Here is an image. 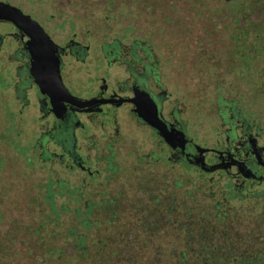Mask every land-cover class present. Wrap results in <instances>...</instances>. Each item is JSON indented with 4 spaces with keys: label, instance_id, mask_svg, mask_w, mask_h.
I'll return each mask as SVG.
<instances>
[{
    "label": "rangeland",
    "instance_id": "1",
    "mask_svg": "<svg viewBox=\"0 0 264 264\" xmlns=\"http://www.w3.org/2000/svg\"><path fill=\"white\" fill-rule=\"evenodd\" d=\"M17 1L52 36L59 40L77 36L91 45L95 56L103 41L145 43L170 93L169 106L178 107L189 134L197 142L212 144L218 137L222 130L221 100L235 101L264 129V0ZM10 110L3 106L0 123V229L3 234L10 232L9 238L17 233V256H8L12 264H114L116 259L130 256L131 264L133 259L145 257L151 258L153 264H173L175 260L187 264L193 254L187 249L200 246L198 241L188 243L192 237L187 215L189 198L193 196L194 201L204 204L213 191L217 199H222L220 184L227 176L222 180L218 174L211 183L201 172L163 161L154 170L146 168L145 178L139 181V176L133 179L127 174L132 158L129 149H124L117 162L123 164L122 168L126 166L125 170L108 182L106 175L112 171L104 170L102 160L95 164L102 173L91 180L86 172L72 168L69 161H44L39 156L41 146L34 150L42 130V113L37 104L26 119L19 118L17 122L7 117ZM140 143L151 145L147 133L141 132ZM149 171L155 175H149ZM174 178L178 179L180 227L177 230L168 224L167 231H161L158 240L162 248L131 252L106 248L113 229L109 216H96L101 197H96L95 190L161 188L167 192L163 193L166 197L170 194L167 185ZM49 186L55 192L58 214L47 199ZM72 190L75 193H70ZM138 195L147 197L145 192ZM91 198L94 218L78 216V209L93 206L86 202ZM84 218L89 220V227H84ZM201 226L195 228L196 237L203 233ZM122 260L118 264H124Z\"/></svg>",
    "mask_w": 264,
    "mask_h": 264
},
{
    "label": "flooded vegetation",
    "instance_id": "2",
    "mask_svg": "<svg viewBox=\"0 0 264 264\" xmlns=\"http://www.w3.org/2000/svg\"><path fill=\"white\" fill-rule=\"evenodd\" d=\"M0 2L37 20L22 2ZM49 35L58 45L61 78L70 94L40 93L34 38L25 26L0 19V123L3 106L11 108L7 117L17 122L19 118L26 119L37 104L42 113V130L34 150L41 146L39 156L44 161H69L72 168L86 172L91 180L102 173L95 166L102 160L106 164L104 170L112 171L106 175L108 182L110 177L125 170L126 166L122 168L123 164L117 162L124 149H129L132 158L127 174L133 179L139 176V181L145 178L146 168L154 170L163 161L201 172L211 183L218 174L222 180L227 176L220 184L222 199H217L213 191L209 202L204 204L194 201L193 196L189 198L187 215L192 237L188 243L198 241L200 246L187 249L193 252L187 264H264V129L255 118L247 116L235 101L221 100L222 130L212 144H201L189 134L178 107L169 106L170 93L164 87L158 62L145 43L103 41L95 56L91 45L77 36L59 40ZM144 104L152 116L160 114L170 129L185 134L188 139L185 148L171 147L142 119L139 113ZM141 132L147 133L151 140L148 147L140 143ZM148 174L155 175L151 171ZM64 181H60L61 185ZM134 188V191L95 190L96 197H101L96 216H109L113 229L106 248L129 252L160 250L161 231H167L168 224L177 230L180 227L178 179L167 185L170 194L166 197L163 193L167 192L161 188L152 191L140 186ZM140 192H145L147 197L139 196ZM86 202H92L93 206L85 207L77 215L93 217L94 200ZM200 225L203 233L196 237L195 228ZM9 235L10 232L3 234L0 229V264H12L8 256H17V233L10 238ZM148 259H133L132 264H153ZM121 260L116 259L114 264ZM122 261L131 264V256Z\"/></svg>",
    "mask_w": 264,
    "mask_h": 264
},
{
    "label": "water",
    "instance_id": "3",
    "mask_svg": "<svg viewBox=\"0 0 264 264\" xmlns=\"http://www.w3.org/2000/svg\"><path fill=\"white\" fill-rule=\"evenodd\" d=\"M0 19L10 20L17 25L21 24L25 26L28 33L34 38V45H36L34 47L35 72L37 83L40 86V93L42 95L50 94L52 96L64 93L70 94L61 78V61L57 54L58 45L54 43L49 33L45 31L41 24L30 15L24 14L20 9L4 2H0ZM142 107L143 109L139 115L171 147L175 148L176 146H180L181 148H185L188 139L184 133L170 129L164 119L159 116L160 114L152 116L147 112V106L145 104ZM201 163L203 164V161Z\"/></svg>",
    "mask_w": 264,
    "mask_h": 264
},
{
    "label": "trees",
    "instance_id": "4",
    "mask_svg": "<svg viewBox=\"0 0 264 264\" xmlns=\"http://www.w3.org/2000/svg\"><path fill=\"white\" fill-rule=\"evenodd\" d=\"M61 186V185H60ZM70 193H75V190H72ZM47 199L49 200V204H50V206L52 207V211L53 212H55V213H57L58 214V210H57V208L55 207V192H54V190L51 188V186H49V192H48V196H47ZM80 210L81 209H78L77 211V213L79 214L80 213ZM83 225H84V227H89V220L87 219V218H84L83 219ZM189 253V252H188ZM187 253V254H188ZM184 255H185V253H184Z\"/></svg>",
    "mask_w": 264,
    "mask_h": 264
}]
</instances>
